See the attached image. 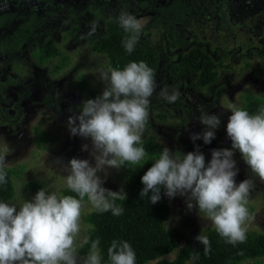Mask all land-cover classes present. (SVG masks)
<instances>
[{
  "label": "flooded vegetation",
  "instance_id": "flooded-vegetation-1",
  "mask_svg": "<svg viewBox=\"0 0 264 264\" xmlns=\"http://www.w3.org/2000/svg\"><path fill=\"white\" fill-rule=\"evenodd\" d=\"M121 13L143 24L137 42L140 59L155 71L157 94L161 89L180 93L175 103L153 94L142 139L155 137L162 151L163 139L172 151L187 154L194 142L191 135L205 130L199 116L220 114L218 100L224 91L242 92L237 107L247 97L264 100V0H0V135L20 146L29 143L32 152L58 147L61 133L70 131L68 117L81 110L83 102L75 98L90 90L86 80L92 70L84 67L91 56L79 47L89 46L92 63H99L93 69L96 75L100 66L113 68L106 50L93 47L129 35L119 24ZM93 25L96 31L88 35ZM48 50L55 53L44 58ZM193 50L218 64L215 80L201 84L197 63L183 64ZM70 65L80 67L75 68L74 93L62 94L64 80L54 77L71 73ZM103 86L100 81L99 95ZM35 116L38 121L24 138V124ZM227 122L228 117L221 119L210 144L197 139L206 165L214 143L227 137ZM83 151L78 142L59 160L68 164L72 157H83ZM236 167L238 185L251 171L245 161ZM161 195L165 200L182 198Z\"/></svg>",
  "mask_w": 264,
  "mask_h": 264
},
{
  "label": "clouds",
  "instance_id": "clouds-1",
  "mask_svg": "<svg viewBox=\"0 0 264 264\" xmlns=\"http://www.w3.org/2000/svg\"><path fill=\"white\" fill-rule=\"evenodd\" d=\"M118 21L129 34L123 46L131 53L143 24L127 13H121ZM95 31L93 25L88 35ZM98 77L104 84L102 94L85 100L79 115L69 116L67 121L70 135L91 139L94 166L89 160L78 158L63 166L68 171L66 187L76 196H59L40 189L18 211L15 203L0 202V264H101L99 239L91 241L85 257L78 255V247L90 242L86 234L81 238L85 198L91 206L89 211L123 214L124 209L116 201H125L126 192L123 188L117 192L103 187L104 180L98 173H106L108 168L142 166L148 155L142 136L158 84L154 69L144 61L130 62L123 69H98ZM157 95L168 103H175L180 97L179 91L170 94L167 89H161ZM226 110L231 112L226 126L231 148L213 149L206 165L199 146L187 154L165 147L141 177L144 187L140 196L156 204L163 188L170 199L177 195L185 197L189 210L196 208L199 215L204 214L203 218L211 221L216 232L235 246L247 240V204L254 182L250 177L237 185L239 169L233 156L238 150L251 173L264 182V108L254 115L235 104ZM199 120L205 130L192 134L191 139L210 144L221 120L215 114H201ZM87 149V144L82 146V150ZM6 156L7 148L0 152V184L7 182ZM196 240L204 246L205 254L211 252L206 235L200 233ZM107 255L109 264H136V253L127 241L113 240Z\"/></svg>",
  "mask_w": 264,
  "mask_h": 264
},
{
  "label": "trees",
  "instance_id": "trees-1",
  "mask_svg": "<svg viewBox=\"0 0 264 264\" xmlns=\"http://www.w3.org/2000/svg\"><path fill=\"white\" fill-rule=\"evenodd\" d=\"M123 42L124 40L116 43L101 42L93 48L106 50L113 68L123 69L130 62L142 61L139 47L141 45L137 43L129 53ZM54 53L48 50L44 58ZM200 53L201 51H191L188 59L183 60V64L193 67L194 62L197 63L195 69L201 71L200 83L207 84L217 78L218 64ZM239 108L247 110L249 114H258L259 110L264 108V100L247 97ZM142 146L148 154L145 161L141 162L142 166H123L117 176L119 180L122 179L127 194L125 201H116V204L124 209L123 214L114 216L111 211L99 213L94 210L86 213L83 219L89 225L86 235L90 242L82 248L78 247V254L86 256L91 241L99 239L101 263L109 264L107 250L112 241L116 240L130 243L136 253V264H188L192 248L186 230L180 227L168 228L166 225L171 216L168 201L160 199L156 204H152L147 197L140 196L144 187L141 177L162 152L161 143L153 136L142 139ZM4 171L7 173V182L0 184V200H11L15 195L13 175H21L23 169L4 168ZM25 189L37 193L42 189V185L36 180H30L25 183ZM163 192L164 189L161 188V193ZM62 195L76 196L67 187L62 190ZM204 235L209 238L211 252L205 254L204 246L200 243L198 264H264V231L248 230L246 242L235 246L227 243L214 227L206 228ZM168 254L175 255L170 259L166 257Z\"/></svg>",
  "mask_w": 264,
  "mask_h": 264
},
{
  "label": "rangeland",
  "instance_id": "rangeland-1",
  "mask_svg": "<svg viewBox=\"0 0 264 264\" xmlns=\"http://www.w3.org/2000/svg\"><path fill=\"white\" fill-rule=\"evenodd\" d=\"M80 50H84L85 53H88L91 56L90 62L85 66V69H91L92 72L89 76V81L87 83L90 86V90L87 93H83L82 95H79L75 100L84 102L85 100L89 98H96L99 96V84L100 80L98 75L94 72L93 69L96 68V65H99L98 61L95 60L93 62V55H91V52L89 50L88 45H81ZM52 64V63H51ZM51 64H48L46 67L47 69H50ZM104 68L103 66H100L99 68ZM80 70L79 66H69L68 71H63L61 74H58L59 76L54 77V79H62L64 80V86L61 88L62 94L67 93H74L72 84L74 82V78L76 77V69ZM105 69V68H104ZM107 69V68H106ZM87 84V85H88ZM98 84V87L96 85ZM104 87V86H103ZM242 94V92H234V93H228L227 91H224L221 95V98L218 100L219 107L221 108L220 114H215L219 116L220 120L223 119L225 116L229 118L230 112L229 110H226L229 105L239 104V96ZM234 96V97H233ZM211 113L210 115H212ZM36 117H29L28 120L25 122L23 131H24V138L29 137L30 130L38 120H36ZM50 130V128H49ZM69 133V134H68ZM64 137L59 140L58 147L54 148L52 151L47 148L49 151H45L44 149H34L33 152L31 151L33 149V146L29 145H19L18 143H11V140H8L5 135H0V152H3L5 148H7V156H6V167L5 168H14L17 169H23L22 174L19 176L13 175V184L15 187V195L11 200H3L0 202H6V203H15L17 206V211L19 210V207L25 202V201H31L36 193L28 192L25 189V183L30 180H36L42 185V189H44L46 192H56L57 195H62V190L66 188L65 184V177L68 175V171L63 167L64 165H67L66 160H59L62 152H67L68 150H71L75 148L80 143L81 147L85 144L88 145V149L83 151V157H79L80 159H87L89 162L94 166L95 160L92 157L91 150H92V144L90 138H83L81 136H72L70 135V131L61 133ZM68 134V135H67ZM163 142V147H168L169 144H167L166 140L161 139ZM74 144V145H73ZM197 146H199V151L201 152V141H194L192 146L189 147L188 152L190 151H196ZM232 142L228 136L223 139L222 141H217L212 146L211 151L208 155H206V158L208 162L211 160V154L213 149H223V148H231ZM170 149V148H169ZM37 152V154H35ZM60 154V155H58ZM81 153L78 152L77 155H80ZM63 155V154H62ZM72 156L76 155V152H71ZM78 157V156H77ZM66 159H69V157L65 156ZM74 158V157H72ZM233 159L236 161V165L243 162V158L238 150H235ZM66 163V164H62ZM250 169V167H249ZM121 168H108L105 172H99L98 175L101 176V178L104 180L103 187L110 189L112 191H120L121 188L124 190V185L122 179H118V174L120 172ZM251 171V169H250ZM251 174V179L254 182V187L250 192V195L248 197V204L247 208L249 211L250 219L247 222V229L250 231H264V182H260L258 177L254 173ZM250 178V177H248ZM246 178V179H248ZM165 195V194H164ZM163 195H161V199ZM167 200V199H166ZM170 209L173 210V213L170 217V219L166 222V225L168 228L173 227H180L186 230L188 237H189V243L192 248V256L191 259L188 261V264H198V250L200 246V242L196 240V237L201 233L204 234V230L210 226L214 227L211 221L203 218L204 214H198V210L196 208H193L191 210L188 209L186 198H177V200H167ZM85 209L84 213L81 217V225H82V232H81V238L86 234L87 229L89 228V225L84 221V215L89 212L90 205L87 204V200H85ZM79 255V254H78ZM175 254H168L166 257L172 259ZM79 257L83 258L85 256L79 255ZM264 261V259H263ZM79 264V262H78ZM102 264V263H101Z\"/></svg>",
  "mask_w": 264,
  "mask_h": 264
}]
</instances>
